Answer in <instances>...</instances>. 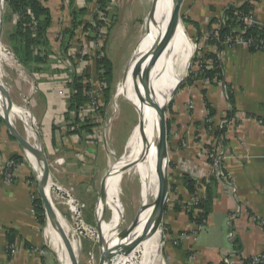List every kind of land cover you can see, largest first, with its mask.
I'll list each match as a JSON object with an SVG mask.
<instances>
[{"label":"crops","instance_id":"crops-1","mask_svg":"<svg viewBox=\"0 0 264 264\" xmlns=\"http://www.w3.org/2000/svg\"><path fill=\"white\" fill-rule=\"evenodd\" d=\"M248 1L184 0L181 16L198 25L186 23V36L195 43L194 46L213 54L214 48L204 40L210 32L211 21L221 18L229 6L241 7ZM43 4L51 12L52 23L47 37L51 50L57 54L61 51L59 32L72 27L73 10L77 13L87 10L82 16L86 22L93 8L88 0H74L72 6L70 0H43ZM254 6L251 23L264 26V0ZM13 15L19 20L18 15ZM194 54L195 49L187 69L179 77L181 86L167 115L170 181L178 202L189 201L190 194L183 177H192L193 173L201 175L207 169L200 157L202 142L216 137L219 125H222V130L226 131L224 171L229 183L213 179L208 184L209 214L202 227L192 223L182 208L175 209L178 202L169 206L164 217L169 243L167 251L164 248L165 255L169 264H222L234 259L243 264L244 260L264 253V52L251 53L245 47L225 46L221 52V83L198 81L183 87ZM46 64L33 66L27 81L29 86L25 85L15 96L11 95V101L31 114L46 152L51 180L54 178L61 188L87 185V191H90L91 182L100 168L104 171L110 168V149L116 152L117 146L124 145L125 148L134 127L131 124L128 128L116 125L118 115L105 123L104 139L95 138L86 130L77 134L75 131L85 121L70 110L72 90L68 85H62L64 82L59 75ZM38 68L42 70L34 71ZM207 104L216 111L212 119L216 129L212 131L205 128ZM229 114L233 115L231 119H228ZM24 133L28 135L26 125ZM27 137L29 139V135ZM25 153L1 117L0 264H59L54 250L47 244V229L33 212L31 196H37L38 191L33 166L22 161L14 182L3 180V163L13 157L24 159ZM185 165L189 170L183 174ZM11 231L17 235V251L9 257L7 246ZM182 233L186 235L179 238ZM237 240L241 245L239 252L234 246Z\"/></svg>","mask_w":264,"mask_h":264},{"label":"rangeland","instance_id":"rangeland-1","mask_svg":"<svg viewBox=\"0 0 264 264\" xmlns=\"http://www.w3.org/2000/svg\"><path fill=\"white\" fill-rule=\"evenodd\" d=\"M91 8H93L91 17L88 18V23L90 25L95 24L96 30L100 31L96 38L90 39L87 36L81 35L80 31L75 32V37L73 42L70 43V47L67 51L66 56L62 55L60 51L51 53L47 56L48 61H51L49 66L56 75H61L62 73L69 72L73 66L74 59H79L77 64L79 67V75L81 72V78L86 77L84 80L85 87L89 82V73L92 70L90 67L93 66L96 56L108 57L113 62L114 71H113V82L111 87V92L106 103L105 111L107 120L113 121L119 115L120 118L116 123L119 125H125L127 128L129 124L133 125L134 129L139 125L140 120L136 106L133 103V97L131 96L130 91L127 89V73H128V63L131 58L132 53L135 48L141 43L143 38L146 36L152 25L157 19V11L155 13V3L153 0H109V3L104 9H99L97 1L90 2ZM153 10V12H152ZM152 15V17H151ZM182 15V13H181ZM154 16V18H153ZM85 20V18L80 17V20ZM91 21H93L91 23ZM102 21V22H101ZM182 27L185 32L186 22L184 17L181 16ZM18 17L14 16L8 7L7 0H4V10H3V32L1 42L6 51H8L12 57V60L8 63L2 64V74L1 82L5 85L6 89L9 90L10 96H15L21 89L25 88L27 81L30 80L29 73L33 70V66L30 68L23 67L19 61L20 54L16 51L17 48H21V45L18 43V37L16 36ZM101 22V23H100ZM103 23V25H102ZM100 24V25H99ZM93 27V25H92ZM94 28V27H93ZM94 28V29H95ZM186 34V33H185ZM94 37V36H93ZM99 39V40H98ZM189 39V38H188ZM99 43L101 46L100 51L92 49L91 42ZM193 50L196 48L195 43L190 41ZM85 52L84 55H77V51ZM96 49V48H95ZM34 52L37 54L39 51L38 47H34ZM193 54V51L191 55ZM44 57L45 54L43 53ZM190 55V59H191ZM190 61V60H189ZM192 61V60H191ZM53 62V63H52ZM90 63V64H89ZM191 64V63H190ZM8 66V67H5ZM192 66V65H191ZM45 67V66H44ZM94 68V67H93ZM42 68H38V71H41ZM77 72V71H76ZM76 76V74H75ZM180 77V76H179ZM59 79H61L59 77ZM62 80V79H61ZM64 82V80H62ZM180 81V80H179ZM64 85V83L62 84ZM71 87V86H70ZM71 89V88H70ZM12 96V97H13ZM170 105L168 107V110ZM3 115L0 112V118ZM168 115V111H167ZM103 121V119H101ZM14 125L18 131H20L22 137L27 138L24 133V123L22 120L15 119ZM18 121V122H17ZM108 124V123H107ZM112 124V122H111ZM110 124V126H111ZM104 125L99 126L101 132L97 135L100 138H103ZM132 131V133H133ZM131 133V134H132ZM107 138V135H104ZM128 137H131L129 135ZM104 139V138H103ZM128 142V141H127ZM127 144V143H126ZM123 146L121 149L120 147ZM110 149V158L112 163L115 164L119 159H122L126 152V146L124 145ZM44 149V148H43ZM45 151V150H44ZM46 153V152H45ZM27 164L30 166L31 163L25 153L24 159ZM33 168L34 182L35 187H37V198L42 200V196L39 191V174ZM93 178L91 185L92 188L90 191H87V185H80L79 187L66 186L61 188L58 186L56 180H51L53 188H61V191H52L50 192L49 202L51 205L58 210L61 216L69 224V227L73 230L77 229V226L81 225L86 229V235H80L81 240V249L77 258L78 264H102L101 249L96 236L92 234L95 231L103 230V226L108 224L112 218V208L110 205H102L100 196L102 193V185L105 184V193L109 188L107 175L108 171L101 170ZM171 172V169H170ZM51 175V172H50ZM171 177V176H170ZM169 177V181H170ZM125 176V180L122 183L121 187V198H120V218H119V231L122 232L131 227H135L141 224L142 220V207L140 206L139 200V190L140 184L136 180H132ZM82 181V180H81ZM54 183V184H53ZM88 183V182H87ZM173 184L170 181L169 189V206H173L178 202V195L172 189ZM76 189V190H75ZM105 195V194H104ZM68 197H72L75 203L78 206L79 215L76 216L69 208ZM43 201V200H42ZM53 207V208H54ZM167 208V210H168ZM43 209L46 217L45 229L48 227V216L46 211V206L43 202ZM166 215V214H165ZM78 220V221H77ZM102 222V228H100V223ZM104 222V223H103ZM100 234V233H99ZM72 235V234H71ZM74 235V234H73ZM167 233L164 228V219L162 227V260L159 262L153 261V264H169L165 255L164 248L168 249L169 243L166 240ZM48 246L54 250L56 258L59 261V254L53 248L49 238L47 240ZM130 256V255H129ZM128 255H123L122 259L125 261L129 260ZM128 259V260H127ZM149 264H152L151 262Z\"/></svg>","mask_w":264,"mask_h":264},{"label":"bare ground","instance_id":"bare-ground-1","mask_svg":"<svg viewBox=\"0 0 264 264\" xmlns=\"http://www.w3.org/2000/svg\"><path fill=\"white\" fill-rule=\"evenodd\" d=\"M176 1L177 0H153L155 3V13L159 10L157 12L158 14H156L157 19L140 43L141 51L136 58L137 60L135 59L131 68H128L127 89L133 97V103L141 116V120L126 144L125 155L115 164L110 165L112 170L111 173L107 175L109 188L101 204L110 205L113 211L111 221L103 226L101 232L105 238V247L108 248L109 246H113L114 240L120 234L118 228L120 198L121 187L125 180V176L138 181L140 184L139 202L143 214L141 224H139L135 235L122 240L117 251L118 258L115 260L114 264H149L150 262L153 264V261L159 262L163 259L161 254L162 231L159 229L151 235L141 238L140 236L153 221L158 210L159 176L163 167L157 131L159 121L157 112L159 110L158 105L165 106L168 104L172 92L179 83V76L187 69L190 55L192 51L194 53L190 40L186 36L181 25L175 32L173 38L169 41L167 47L160 54L158 61H155L153 57V50L157 45L156 41L161 39L165 33L172 17ZM3 10L4 0H0V19ZM11 60V55L5 51L2 42H0V82L2 64L4 62L9 63ZM134 66H137L136 68L140 71L141 75H144L153 89L154 103L156 104L155 109L151 106V100L148 99L143 86L137 82L134 76ZM5 108V97L0 94V112L2 114H4ZM11 109V120L13 124L15 119L24 121L29 135L28 140L30 145L34 149L40 150L37 148L41 145V142L34 128L31 114H29L26 109L17 106H13ZM26 155L40 177L43 168L41 157L29 151ZM52 182L49 180L44 184V191L47 196H50V192L56 190L55 187L53 188ZM67 202L69 203L70 210L78 216L79 210L74 199L68 197ZM53 212L57 221H55L51 215L48 216L47 237L53 248L59 254L61 264H77L76 259L81 249V237H79V234L82 235V231L85 229L79 225L76 230L72 231L69 224L55 207L53 208ZM59 226L65 232L69 246L61 237ZM71 253L75 256V261L71 260ZM123 255H130L129 260L127 259L128 261H125V259H122Z\"/></svg>","mask_w":264,"mask_h":264},{"label":"trees","instance_id":"trees-1","mask_svg":"<svg viewBox=\"0 0 264 264\" xmlns=\"http://www.w3.org/2000/svg\"><path fill=\"white\" fill-rule=\"evenodd\" d=\"M95 0H88V2H93ZM260 0H250L246 4L241 7L237 6H229L223 16L221 18H215L211 21L209 30L210 32L214 31V27L220 25L219 31V40L217 41H209V45L216 46L218 48V54L206 53L205 58L209 60H213L214 66L212 69L202 68L199 72H194V65L198 61V54L196 53L191 61V69L189 71L188 77L183 82L182 86H191L198 81H208L210 83H221L223 81V65L222 60L219 58V54L224 50L226 43L228 42V46L235 47L236 39L242 38L245 41H252L250 44L249 51L251 53H258L262 51V46L260 45L261 41H264V26H257L253 24H246L244 19L246 17L252 16L253 10L255 8L254 4ZM109 0H97V4L99 5V9H104ZM8 7L11 12L15 15L19 16V20L17 22L16 28V36L18 37V43L21 45V48H17L16 51L20 54L19 61L20 63L30 68L35 65H42L48 62L47 56L51 53V48L49 46V40L47 37V32L52 23L51 12L48 8H46L43 4V0H7ZM74 4V0H70V5ZM87 10H83L80 13H77L75 10L72 12V27L69 29H65L61 35V46L60 52L62 55L67 54V51L70 47V43H72L75 32L77 29L81 28L83 34H88V38L93 39L96 38V32L92 25H90L87 21L80 20V17L86 14ZM186 23H190L198 27V25L194 22L187 21L184 19ZM102 22V21H101ZM100 22V23H101ZM34 23H36L34 25ZM100 25V24H99ZM103 25V23H102ZM94 36V37H93ZM34 47H38L39 51L36 54L34 52ZM43 53L46 57H44ZM98 69L104 71V78L108 84V88L105 91V103L108 102V98L111 92L112 82H113V71L114 66L113 62L108 59V57H104L103 59H98L97 61ZM38 69H34L37 71ZM88 77V76H86ZM86 77H77L74 76L73 82L71 83V105L70 110L75 113V116L78 117L80 115L81 109L91 103V99L87 95L90 90L89 86L85 87L84 80L86 81ZM90 78V77H89ZM208 110V119L205 123V128L209 130L213 127L214 122L212 119L216 116L215 109L207 104ZM101 117L104 120L106 118V111L101 109L100 111ZM233 115L229 114L228 119L232 118ZM78 120V119H77ZM80 124V123H79ZM74 127V126H72ZM97 127L94 123L90 121H86L83 125L76 130L77 134H81L83 130H86L89 134L93 133V129ZM169 127V125H168ZM169 135V134H168ZM226 135L225 130H218L216 133L217 137H222L223 145L226 146V140H224ZM16 162L22 163L23 159L21 157H13ZM183 181L185 187L190 195H195L197 193V183L196 181L189 177L184 176ZM175 191V188H172ZM208 189V186H207ZM208 192H206V196L203 200L200 201L195 209L200 210V214L198 218L193 216L192 212H186L189 216V219L192 223L202 227L205 221L208 218L209 209H208ZM35 214L37 216L38 221L42 226L46 224L45 212L43 209V201L39 198L34 202ZM176 210H181L179 204L175 206ZM185 234V233H182ZM181 234V235H182ZM16 237L17 235L11 231L8 234V246L16 245ZM236 251H240V242L237 240L234 243ZM222 264H226L225 261ZM243 264H252L251 258L249 260H244Z\"/></svg>","mask_w":264,"mask_h":264},{"label":"built area","instance_id":"built-area-1","mask_svg":"<svg viewBox=\"0 0 264 264\" xmlns=\"http://www.w3.org/2000/svg\"><path fill=\"white\" fill-rule=\"evenodd\" d=\"M97 1V0H96ZM251 17H246L244 19V22L246 24H252L251 23ZM93 21H91L92 23ZM36 23H34L35 25ZM93 27L95 28L96 25L92 24ZM80 31L82 32L81 28L77 29V33ZM96 32V37L100 33V31L94 29ZM219 31H220V25H217L214 27L213 32H209L207 37L204 39L208 44L209 41H217L219 40ZM64 31L61 30L59 32V35L61 36ZM84 37H88V34H83ZM98 38V37H97ZM99 40V39H98ZM73 42V41H72ZM91 42V41H90ZM74 43V42H73ZM252 41H245L242 38H237L236 39V46L235 47H245V48H250V44ZM74 43L73 45H75ZM260 45L262 46V51L264 52V41L260 42ZM91 46L93 47L92 49L97 50L98 52L101 49V46L99 45L98 41L97 43L91 42ZM226 46H228V42L226 43ZM214 48V53L213 54H218V48L216 46H212ZM230 47V46H228ZM96 48V49H95ZM196 52L198 54V61L194 65V72H199L202 68L205 69H212L214 66L213 60H209L205 58V52L204 49L199 48L197 45H195ZM81 50L79 49L77 51V55H84L85 52H80ZM194 54V55H195ZM99 56V55H98ZM96 56L95 61L92 63L93 66L91 69L93 71H90L89 73V82L90 84V90L88 92V96L91 99V103L85 105L80 112V116L82 117L83 121H90L91 123H94L97 127L93 129V135L95 138L99 137L97 134L101 132L100 127L104 123L107 122V118H105L103 121L101 120V109L106 107L105 103V91L108 88V84L104 78V71L101 69H98L97 66V61L98 59H103V57L100 56V58H97ZM220 59H222L221 53L218 55ZM194 57V56H193ZM79 59H74L73 66L71 67V70L69 72L62 73L59 77L64 80L65 86L68 85V87L71 86V83L73 82V78L76 74L77 77H81V72L79 75V67L78 64ZM94 67V68H93ZM77 71V72H76ZM92 72V73H91ZM208 82V81H207ZM209 115V114H208ZM218 130H222V125H219ZM215 126L209 129V131L215 130ZM223 138L222 137H213L212 139H206L204 142H202V152L200 154L201 159L207 164V169L204 170V172L199 175L197 173H193L192 177L196 183H197V193L195 195H190L189 201H180L178 202L179 206L182 208L184 212H192L193 216L195 218H198L200 214L199 209H195V207L198 206L201 200H203L206 196V190L208 184L211 182L213 179H218L221 182H224L225 184L229 183L228 177L225 175L224 171V164H225V159H226V152H225V145H223V142H221ZM21 164L16 162L14 159H9L5 163H3L2 166V176L3 180L6 183H12L15 180V176L17 174V171L20 169ZM184 170H182L183 174L189 170V166L185 165L183 166ZM36 195L31 196L32 203L34 205V202L37 200ZM33 212H35V208L33 209ZM186 234H182L179 238H183ZM17 251V245H10L7 246V253L10 256H13ZM252 264H264V253L254 256L251 258ZM226 264H239L241 262H238L237 260H225Z\"/></svg>","mask_w":264,"mask_h":264},{"label":"water","instance_id":"water-1","mask_svg":"<svg viewBox=\"0 0 264 264\" xmlns=\"http://www.w3.org/2000/svg\"><path fill=\"white\" fill-rule=\"evenodd\" d=\"M183 2H184V0H177L176 1L175 6H174V11H173L172 17L168 23L166 31L163 34V36L161 37V39L157 40L158 42L156 41L157 45L155 46V48L153 50V57H154L155 61H158L160 54L167 47L169 41L173 38L177 29L182 25L181 10H182V6H183ZM152 12H153V10H152ZM151 17H152V15H151ZM2 32H3V14H2V17L0 19V42H1V38H2ZM140 46H141V44H139L135 48L134 52L131 55V58H130L129 63H128L129 69L131 68L133 61L138 57V55L141 51ZM6 52L10 55V53L8 51H6ZM136 67L134 66V68H133L134 76H135L137 82L143 86L145 93L148 96V99L151 100V106L155 109L156 104L154 103L153 89H152L151 85L147 82L144 75H141L140 71ZM180 86H181V81H179V83L177 84V87L172 92L171 98H170L167 105H165V106H159L158 105L159 110L157 112L159 115V121H158L157 131H158L159 148L161 151V157H162V162H163L162 172L160 173V176H159L158 210H157V214L155 215V218L150 223V225L143 231L144 233L140 236V238L151 235L159 229L162 231L163 219L165 217V214L167 213V208H168V203H169V193H170L169 192V189H170V181H169V177H170V154H169V137H168V126H167V111H168L169 105H171V103L173 102V100L176 96V93H177L178 89L180 88ZM0 94L3 95L5 97V100H6L5 112L3 115H1V117L4 120L5 124L7 125L10 134L23 146L26 153L29 151L31 153L39 155L42 159L43 168H42V174L39 177V182H38L39 191H40V194L42 196L41 198H42V200L46 206L47 216L51 215V217L55 221H57L55 218L54 212H53V206L51 205V202H49V197L45 194V191H44V184L46 183V181L51 180V175H50L49 163H48L45 151L43 149V145L41 143V145L37 148L40 150L34 149L30 145L28 138L22 137V135L18 132L15 125L12 123V121H11V110L12 109L11 108L14 105L11 101L9 90H7L5 88V86L3 85L2 82H0ZM138 116H139V120H141V116L139 115V113H138ZM37 135H38V138L41 142V139H40L41 136L39 135L38 132H37ZM111 170H112V167L109 168L108 174L111 173ZM47 179H49V180H47ZM107 179H108V177H107ZM105 184L106 183H104L102 185V193L100 196V200L103 199L104 194H105ZM56 191L59 192L60 190L58 188H56ZM138 227H139V225H137L135 227H131L127 230L120 232L118 237L114 240V242L112 244L113 246H109L108 248H106L104 245V243H105L104 239L105 238L103 236V233H101L102 231L101 230H99V231L94 230V232L92 234L94 235V237L96 236L98 238L96 240L98 241V243L100 245L102 264H114L115 260H117V258H118L117 251H118V249L122 243V240H124L125 238H129V237L134 236ZM100 228H102V222L100 223ZM59 232L61 234V237L65 240L66 244L69 246V242L67 240L65 232L63 231V229L60 226H59ZM82 235L87 236L86 235V229L82 231ZM71 260L75 261V256L72 253H71ZM76 262H77V259H76ZM77 264H78V262H77Z\"/></svg>","mask_w":264,"mask_h":264}]
</instances>
